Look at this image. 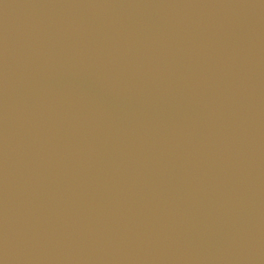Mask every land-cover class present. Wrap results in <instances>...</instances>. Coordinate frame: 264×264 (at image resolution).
Returning a JSON list of instances; mask_svg holds the SVG:
<instances>
[{
    "label": "water",
    "instance_id": "1",
    "mask_svg": "<svg viewBox=\"0 0 264 264\" xmlns=\"http://www.w3.org/2000/svg\"><path fill=\"white\" fill-rule=\"evenodd\" d=\"M0 264H264V0H0Z\"/></svg>",
    "mask_w": 264,
    "mask_h": 264
}]
</instances>
